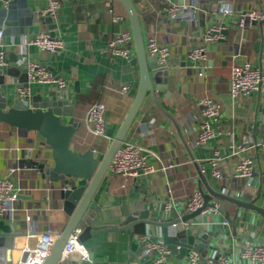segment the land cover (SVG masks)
Wrapping results in <instances>:
<instances>
[{
    "label": "crops",
    "instance_id": "0c3cea01",
    "mask_svg": "<svg viewBox=\"0 0 264 264\" xmlns=\"http://www.w3.org/2000/svg\"><path fill=\"white\" fill-rule=\"evenodd\" d=\"M24 1L30 16L22 18L15 27H0L4 30L5 66L25 72L26 64L35 61L48 67L54 76H63L70 96L68 104L74 106L73 116L81 124L72 140V149L82 152L94 148L105 152L128 113L140 83L139 68H135L130 59L109 51V41L116 33L132 32L124 4L121 0H58L60 7L54 16L58 24L55 32L66 46L64 50L47 53L40 50L33 39L38 32L48 30V23L35 21L34 14L38 9L46 8L50 0ZM133 2L140 18L147 55L153 56L146 47L150 38L167 45L171 52L167 68L161 70L166 72L161 81L166 89L157 88L155 98L148 91L125 137L145 148L144 153L154 171L128 178L123 187L121 178L108 170L93 199L101 206L98 216L102 223L117 224L125 218L123 204L132 214H138L137 208L145 204L151 215L163 218L172 217L174 210L179 214L188 213L185 210L187 198L201 192V188L208 191L201 180V172L211 189L233 197H236L233 189L241 190L242 195L236 198L250 206H238L214 197L213 201L218 205L216 211L209 209L200 220L192 218L180 222L176 229L171 227L170 232L174 234L191 228L194 236L204 233L214 242L207 253L208 258H214V262L225 259L243 263L240 250L247 239L264 243V146L260 144L264 141V28L259 22H248L244 28L235 27L230 24L236 18L234 15L219 14V20L226 21L227 33L217 40L200 41L213 25L210 21L217 17L212 6L218 8L220 0L214 5L210 0H190L191 11L197 16L193 18L190 13H182L177 22L171 21L165 13L164 0ZM5 4V0H0V8ZM222 4L232 7L236 13L252 7L264 8V0H224ZM110 9L122 17L119 22L113 21ZM200 42L206 49L209 66L202 76L188 57L191 47ZM245 60L260 68L262 82L253 93L232 97L231 66ZM5 81L7 103L12 104L19 98L17 89L22 83L19 76L7 74ZM124 84L130 87L127 93L120 92ZM52 87L60 89L48 83L29 82V87H25L29 88V96L20 99L30 106L34 96L42 90L45 100ZM208 96L219 101L222 110L211 123L214 136L206 144L199 145L195 140L203 122L202 103ZM95 101L106 104L105 138L92 134L85 122L86 112ZM237 142L246 146L240 156L253 161L250 177L235 176L240 156L232 155V145ZM216 156L220 158L218 167L227 177L226 185L213 175L211 160ZM53 164L51 147L37 131L0 122V174L11 178L18 193L12 218L6 223H14L22 232L15 236L12 247L0 249V257L8 264H20L44 231L51 229L54 234H60L70 220L61 199V188L69 185V180L61 176L57 182L50 181L47 170ZM169 164L174 166L164 169ZM10 167L15 170L10 172ZM166 203L172 204L171 209H166ZM224 220L229 224H223ZM81 227L80 237L94 253L91 264H154L150 256L142 253L139 236L150 233L153 239L163 240L159 228L145 224L135 226L133 231L124 229L97 234L89 232V224L86 228ZM66 263L78 264L77 256L60 264ZM183 263L184 258L170 256L169 264Z\"/></svg>",
    "mask_w": 264,
    "mask_h": 264
},
{
    "label": "water",
    "instance_id": "95a60500",
    "mask_svg": "<svg viewBox=\"0 0 264 264\" xmlns=\"http://www.w3.org/2000/svg\"><path fill=\"white\" fill-rule=\"evenodd\" d=\"M5 1L6 4L0 8V27L4 29L15 27L22 22V18L30 16V9L24 0ZM121 1L130 19L136 51V55L130 59V63L135 68H139L140 83L128 113L118 131L112 137L105 152H99L94 148H88L82 152H75L72 149V140L81 124L75 120L73 116L74 106L68 104L70 96L66 89L67 86L58 90L52 87L45 100L42 96L44 90H42L40 94L34 96L30 106L20 98H17L12 104H8L5 91V86L7 84L5 75L7 74L12 77L19 76V80L22 83L21 87H29V75L27 70L23 72L22 69L12 66L0 67V122L7 123L10 126L20 129L37 131L52 150L54 164L47 170L49 180L57 182L61 176H65V178L69 180V182L67 181L69 185L65 184V186L61 188V199L63 201V209L70 215V220L64 231L56 237L43 264H59L62 260L64 248L72 230L77 226H84L86 228L87 224H89V232L91 234L124 229H131L133 231L135 226L139 224L150 225L160 229L163 241L170 246L172 253L178 258L183 259L190 250H195L199 253L201 259L213 260L214 258L207 257V253L209 249L212 248V243L214 244V242L209 240L206 234L202 233L199 237L194 236L191 228H185L171 234V227L175 223L187 222L192 218L200 220L203 217L201 211L204 208L213 207L215 205L213 201L214 197L229 200L238 206L250 205L236 197L211 189L207 185L205 177L201 172V180L208 189L207 192H204L201 188L204 197L203 209H197L185 214H179L177 210H174L172 217L163 218L158 215H151V210L148 208L147 204H145L144 207L137 208L139 211L138 214L130 213L123 204L122 208L125 218L117 224L102 223L98 216L101 206L93 200L94 196L106 176L110 163L117 149L124 141L148 91L155 98L157 88L166 89L165 84L161 82L162 76L166 74V72L163 73L159 68L157 56L147 55L140 18L133 0ZM203 1L207 2L208 0ZM210 2L214 5L216 0H210ZM219 3H224V0H220ZM190 15H192L193 18L197 16V14L193 12ZM34 16H32V18L34 17L35 21L41 20L48 23V29L53 32L58 28L56 18L53 16H43L40 9L37 10ZM210 22L213 25L220 24L224 27L221 33H227L226 21L219 20V14H217L215 20L212 19ZM230 24L235 27L239 26L236 19L230 21ZM257 44L259 43L257 42L256 45ZM152 71H154L153 74ZM77 84L78 83H76V85ZM173 122L180 136L183 138L179 125L174 119ZM9 218H12V214L0 218V249L12 247L15 236L22 233L15 228L14 223H6V220ZM93 258L94 253L90 251V260H84L81 264H91ZM0 260L8 263V261L2 257H0Z\"/></svg>",
    "mask_w": 264,
    "mask_h": 264
},
{
    "label": "built area",
    "instance_id": "2783aa9c",
    "mask_svg": "<svg viewBox=\"0 0 264 264\" xmlns=\"http://www.w3.org/2000/svg\"><path fill=\"white\" fill-rule=\"evenodd\" d=\"M182 1V2H180ZM190 0H164V11L168 18L177 22L180 19L182 13H192ZM220 4L218 8L212 11L222 15H234L238 21L239 27L244 28L248 22H259L262 28H264V8L252 7L243 12L236 13L230 6H223ZM60 3L58 0H50L48 6L41 10L43 16H55ZM109 12L112 14L114 22H119L122 17L114 13L113 9ZM222 27L220 24L212 25L200 41L217 40L221 36ZM3 35L4 30L0 28V66L7 64L6 51L3 48ZM40 50L47 53H54L65 49V42L59 34L52 30H42L38 32L34 39ZM133 34L129 30H122L109 41V51L114 55H120L126 59L133 57ZM147 51L151 55L157 56L158 65L161 70L167 68L169 64L170 48L167 45L160 44L155 38H150L147 42ZM190 60L198 67V75L202 76L209 68L207 63V54L203 42L193 45L188 53ZM26 70L29 75V82H41L48 83L58 88H64L67 86V81L63 76H54V74L45 65L38 62L31 61L26 64ZM263 76L260 68L254 66L250 60L241 62H234L230 70V94L232 97H237L243 94H251L257 89L262 82ZM129 85L124 84L120 88V92L127 93L129 91ZM29 88L19 87L17 94L19 98L26 99L29 96ZM222 106L215 98L208 96L203 100L201 115L203 116V122L201 130L195 142L199 145L206 144L213 136L214 131L212 128V121L217 119L221 113ZM85 122L88 130L98 136L105 138L106 134V104L103 101H95L92 103L85 115ZM264 146V141L260 143ZM246 149L243 142H237L232 145V155L240 156ZM145 148L130 140H125L121 143L117 149L111 163L109 170L115 175L121 178V186H125V181L130 177H138L143 174H147L154 171V167L148 162L147 154L144 153ZM219 156H216L211 160L213 165V175L216 179L226 185L228 182L225 173L218 167ZM174 164H169L165 168H172ZM15 167H10L9 171L13 172ZM254 170V164L249 157H239V161L236 165L235 176L238 178L250 177ZM232 189V188H230ZM171 192V190H168ZM235 196L242 195L241 190L233 189ZM18 200V193L14 187V184L9 177L2 176L0 174V218L13 213L15 209L16 201ZM172 204L166 203V209H171ZM204 197L200 191L194 193L193 196L187 198L185 202L186 212H193L197 209H203ZM218 209V205L215 202L213 207L204 208L201 214L207 212V210ZM223 224L228 225L229 221L224 220ZM178 223H175L172 228L176 229ZM176 231V230H174ZM82 233V227H75L66 242L63 257L61 262H65L71 256L76 255L78 258V264H81L84 260L89 259L90 251L80 238ZM58 234H54L51 229L44 231L36 244L29 248L26 252V257L20 262V264H43L48 253L56 239ZM142 243V253L150 256L154 264H169L170 256L173 254L169 245H167L161 239H153L152 234L144 233L139 236ZM241 257L244 262L234 263L225 259H221L217 262L214 260H203L199 253L195 250H190L185 258L183 264H264V243L255 242L252 239H247L241 250ZM60 262V263H61ZM59 263V264H60ZM0 264H8L1 261ZM71 264V263H66Z\"/></svg>",
    "mask_w": 264,
    "mask_h": 264
}]
</instances>
